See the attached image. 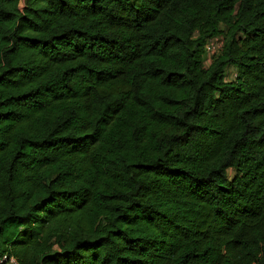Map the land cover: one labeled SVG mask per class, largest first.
<instances>
[{
  "label": "trees",
  "instance_id": "obj_1",
  "mask_svg": "<svg viewBox=\"0 0 264 264\" xmlns=\"http://www.w3.org/2000/svg\"><path fill=\"white\" fill-rule=\"evenodd\" d=\"M3 254L264 264V0H0Z\"/></svg>",
  "mask_w": 264,
  "mask_h": 264
},
{
  "label": "built area",
  "instance_id": "obj_2",
  "mask_svg": "<svg viewBox=\"0 0 264 264\" xmlns=\"http://www.w3.org/2000/svg\"><path fill=\"white\" fill-rule=\"evenodd\" d=\"M221 47L220 36H214L208 40L205 45V59L204 62H209L211 56L216 54ZM0 264H18L14 256L3 254L0 256Z\"/></svg>",
  "mask_w": 264,
  "mask_h": 264
},
{
  "label": "rangeland",
  "instance_id": "obj_3",
  "mask_svg": "<svg viewBox=\"0 0 264 264\" xmlns=\"http://www.w3.org/2000/svg\"><path fill=\"white\" fill-rule=\"evenodd\" d=\"M221 38V37H220ZM209 62H206L205 64L207 65ZM235 74V69L234 67L230 66L226 69V78L230 79L234 76ZM230 176L233 174L232 170H228L227 172Z\"/></svg>",
  "mask_w": 264,
  "mask_h": 264
}]
</instances>
